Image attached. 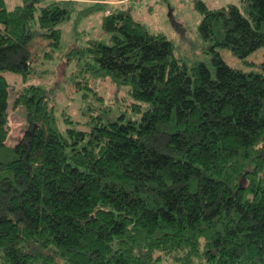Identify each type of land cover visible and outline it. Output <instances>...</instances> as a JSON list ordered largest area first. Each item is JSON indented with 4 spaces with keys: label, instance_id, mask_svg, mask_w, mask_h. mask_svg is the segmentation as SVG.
<instances>
[{
    "label": "trees",
    "instance_id": "trees-1",
    "mask_svg": "<svg viewBox=\"0 0 264 264\" xmlns=\"http://www.w3.org/2000/svg\"><path fill=\"white\" fill-rule=\"evenodd\" d=\"M193 4L208 63H186L108 0H0L2 264H264V61L234 68L218 51L264 47V0ZM97 11L98 36L65 58L103 103L61 127L56 83L28 81L62 25ZM5 72L20 76L13 106L27 123L13 145ZM106 79L127 87L138 118L109 114L93 86Z\"/></svg>",
    "mask_w": 264,
    "mask_h": 264
},
{
    "label": "rangeland",
    "instance_id": "rangeland-1",
    "mask_svg": "<svg viewBox=\"0 0 264 264\" xmlns=\"http://www.w3.org/2000/svg\"><path fill=\"white\" fill-rule=\"evenodd\" d=\"M7 9L13 8L18 0H5ZM209 7H219L236 0H204ZM114 6L130 7L133 17L147 25L152 32H162L173 41L175 56L186 63L195 61H210L206 53L205 44L197 34V25L201 18L200 13L194 8L193 0H126L123 4ZM102 11H97L77 22L74 16L61 27L60 46L55 49L53 59L45 60L40 64L38 76L31 77L28 83L48 87L51 84L57 92L56 114L60 120L59 125L64 126L62 116H69L73 121H82L85 116L82 110L88 105L97 108L103 102L94 97L93 87H79L75 81L80 76H75L74 63H67L65 54L75 43L84 44L89 37L98 36L101 31ZM224 61L234 67H246L248 62L260 63L264 61V47L258 48L245 59L235 57L228 48L218 49ZM249 68V67H247ZM4 76L10 83L8 107V145L15 144L27 128L25 112L21 106H13L15 97L14 85L20 84V76L13 72H5ZM72 80L74 81L72 85ZM96 81V80H95ZM22 82V81H21ZM105 103L111 104L109 114L117 117L124 114L126 118H138L130 109L131 97L124 85L117 86L108 79L97 80L93 85ZM0 264L1 261H0ZM155 264H179L172 257L162 258Z\"/></svg>",
    "mask_w": 264,
    "mask_h": 264
},
{
    "label": "built area",
    "instance_id": "built-area-1",
    "mask_svg": "<svg viewBox=\"0 0 264 264\" xmlns=\"http://www.w3.org/2000/svg\"><path fill=\"white\" fill-rule=\"evenodd\" d=\"M126 0H108V2L112 3V4H122L124 3Z\"/></svg>",
    "mask_w": 264,
    "mask_h": 264
}]
</instances>
